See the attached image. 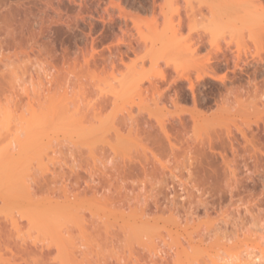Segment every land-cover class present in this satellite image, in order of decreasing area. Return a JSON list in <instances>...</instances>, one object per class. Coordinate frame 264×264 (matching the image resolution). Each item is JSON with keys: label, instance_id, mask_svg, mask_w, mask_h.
Instances as JSON below:
<instances>
[{"label": "rangeland", "instance_id": "374dc122", "mask_svg": "<svg viewBox=\"0 0 264 264\" xmlns=\"http://www.w3.org/2000/svg\"><path fill=\"white\" fill-rule=\"evenodd\" d=\"M225 2L227 0H0V72L5 71L8 80L11 70L14 74L11 75L18 80L14 84L0 81V110L3 112L0 113V155L1 150H6L16 158L10 160L13 164H6V170L4 163L8 159L0 165L4 168L0 171L3 181L0 183V264H212L215 259L221 264L222 257H228V264H237L246 250L258 253L264 249V62L262 67L258 65L261 69L257 67L256 79L250 67L249 78L238 72L239 69L234 71L238 77L223 69L217 70L216 75L225 74L224 83L209 77L197 82L196 71L188 69L193 58L185 57L191 56L190 53H194L195 58L211 55L215 52L209 46L211 39H217L221 47L226 46L233 28H224L228 23L223 18H220L223 23L216 19L213 22L208 10L210 5L226 6ZM189 9H198L203 18L199 14L196 23L189 24L185 16ZM203 15L210 17L204 19ZM152 17L155 20H151ZM249 22L244 23V29ZM194 23L195 29L190 31ZM237 24L239 27L240 22ZM206 26L209 31L204 30ZM236 26H233L237 31L234 33L252 49L254 45L250 37H246L250 33L242 26V31L237 30ZM182 38L189 40L188 50L185 47L182 50ZM229 46L232 47L227 52L231 55L236 51L235 44ZM252 53H255L253 49ZM89 54L94 55L96 64L85 65L84 56ZM260 54L264 58V53ZM110 56L116 64L113 67L109 63ZM102 57H110L105 66ZM187 70L195 85L197 109L193 107L188 81L177 77ZM45 75L53 78L48 85L50 94L66 91L70 99L83 90L85 102L98 98L110 102L100 111L98 120L81 133V130L75 133L50 128L41 130L46 133L43 135L35 129L42 133L41 140L34 131L37 137H33V132L32 137H27L17 126L19 120L38 113L40 106L36 101L29 103L19 88L31 91L37 76ZM53 80L59 81L58 85ZM217 90L221 94L225 92L226 96L222 97ZM157 92L161 93L160 98ZM69 108L70 116L75 115L73 107ZM127 115L130 121L139 120L138 123L131 121L134 127L130 126V133L123 121ZM179 117L183 126L179 125ZM161 119H165L171 141L178 149L172 157L174 154L163 140L164 150L153 147L158 153L156 162L149 153L145 159L139 138H142L141 143L147 142L144 136L150 128L146 129L147 124L141 123L145 120L152 123L151 131L162 138L155 121ZM256 119L258 124H254ZM115 128L119 129L123 141L113 138ZM242 131L248 139L255 140L256 147L246 144L240 134ZM186 151L188 159L184 156ZM63 160L99 170L119 168L122 175H128L121 196L113 195L119 201L110 207L79 197L70 211L55 210L56 213H49L48 220L44 219L42 206L30 208L25 204L27 184L22 183L33 185L42 177L50 180L52 171H60L58 165L63 164ZM160 163L165 165V175ZM71 181L73 179L66 181L64 177H56V191L48 197L62 201L57 188L66 184L71 189ZM45 195L41 189L35 191V197ZM142 208H145L144 216ZM11 219L19 223L16 229L10 225ZM93 225L116 233L113 241H102L100 246L88 250L81 247L85 252L75 257H66L64 251L58 252L54 247L47 260H21L12 256L25 250L37 252L41 243L58 231L70 229L77 235L78 227L87 229ZM189 241L193 248H199L194 258L189 254L192 252ZM182 248L189 255L186 261ZM177 250L180 253L176 255Z\"/></svg>", "mask_w": 264, "mask_h": 264}, {"label": "bare ground", "instance_id": "6f19581e", "mask_svg": "<svg viewBox=\"0 0 264 264\" xmlns=\"http://www.w3.org/2000/svg\"><path fill=\"white\" fill-rule=\"evenodd\" d=\"M209 7H208V10L210 9L209 10V15L212 16L213 22H215V19H216V22L219 21V23H220L221 19L223 18V20L225 19L224 22L226 21V23H228V24H227V26L224 24L225 27L221 24L222 28L223 27L226 28L228 26H232V28L234 30L232 29V31H231L230 30L231 28H229V30H230L229 32H231V34H230V37H229L230 39L229 40L227 39L225 41V45L226 46H222L221 47L220 44H218L217 39L209 40L210 48L212 46L214 48V51H215L211 55L208 53V54H206V56L204 55V57H199V58L196 57L195 58L193 56L194 53H190L191 56H188L189 54H187L185 56L186 58H188V57L193 58L192 61L190 62V64L188 65V67H189L188 69L191 68V69L196 71V76L195 77L197 79V82L200 81V80H203L206 77H209V78H211L213 80H219L220 82L224 83L225 82V78H226L225 74L216 75L217 70H223V69L227 70V72L228 71H230V72L232 71L233 74H236L237 71H236V73H234V71L236 69L237 70L239 69L238 72L241 71V72L245 73L247 75V77L249 78V73H248L247 70L250 67L253 69L252 70V76H253L254 79H256L255 75L257 74L258 69L259 68L261 69L262 64H263L262 62H264V58L262 56H260L261 52L264 53V0H227L226 6H221L220 4L219 5L216 4L213 7H212V5H210ZM191 9H189L190 11L188 10L190 13H188V11H187L186 14H185L187 19L189 20L188 21L189 24L191 22H193V21L195 22L197 20L195 18H197V17H199V16H201L203 14V13H200V11L198 10L199 8L196 10L198 13L194 9L193 10H191ZM197 15H199V16H197ZM209 15H206V18L203 15L204 19L209 18L210 17ZM253 18L255 19V21L253 20ZM150 19L151 20L152 19L155 20V18H153V17L150 18ZM245 19H246V22H248V20L250 21L249 23H251L253 25L252 26L253 29H252V27L250 29L251 24H249V23H247V25L249 24V27L246 25V29H244L245 28L244 23H246V22H244ZM250 19H252L254 24L252 23V21ZM223 20L221 21V23H223ZM239 22H240V26L243 27V25H244L243 29L245 31L247 30L246 31L247 33H250V36H248L249 34H247L246 37H250L249 39L251 40V42L254 45V47H252V49H253V51L255 53H252V49L248 48L249 46L247 47V44H246L247 42L245 43V41L242 38H239L238 35L236 33H234V32H237L236 28L233 27L235 25H237L236 26L238 28L237 30H240V31L243 30L242 27H240V26H239L240 28L238 27L237 23H239ZM241 22L243 23V25H242ZM255 22H257V23H255ZM195 23L191 26L192 28H189V30L191 29L190 31H194L193 29H195V28H193V26L194 25L196 26ZM219 23H218V26H219ZM206 29H207V26L204 28V30L205 31H209V30H206ZM231 35H234V36L231 37ZM244 35H246V34H244ZM180 41H181V44L183 45L182 46L179 43V46L180 47L182 46L181 48H183L182 50H184V47H185L186 50H188L189 49L188 47H190V46L188 45L187 41H189V40H186L185 38L184 39L182 38V40L180 39ZM121 42H123V41H121ZM230 44H235V49L234 50H236L235 53H233L231 55H229L228 52H227V50L228 49L230 50L231 47H232V46L231 47L229 46ZM233 47H234V45H233ZM191 49L192 48H190V51L193 52V50H191ZM249 49L251 50V53H248V52H250ZM189 52H187V53H189ZM184 53H186V51ZM247 53H248V55L250 54L251 56L248 57ZM89 56H90V54H89ZM89 56L88 57L84 56L85 58H87L84 61L86 63L85 65L89 66L91 62L93 64H96L97 61L93 57L94 55L91 54V56L90 57ZM105 58H107V57H105ZM105 58L104 57L101 58V59H103V61L101 60L103 62L102 63L103 65H104L105 62H106L105 65H107L108 64L107 62L109 60H110L109 63H111L112 67L114 65H116V64H114L115 61L113 60L112 57H111L112 60L107 58V61L105 60ZM186 61H188V60H186ZM3 64L6 65V62H3ZM260 64H261V67H259ZM257 67H259V68H257ZM10 71L11 70H9L8 74L11 77L9 76L8 80L5 79V74H4L5 71L4 72L1 71L0 72V77H1L0 81H2V82L3 81H7L10 84H14L15 80L18 81L16 79L17 76L15 75L16 78L14 76H12L14 74L12 73V71L11 72ZM23 74H24V72H23ZM161 74L162 73L160 72V75ZM232 76L238 77L237 74L236 75H232ZM37 77H38V80L36 82L34 81L33 84L35 85V87H33L31 89V91H29L28 88H26V87H22L21 86L22 88H19V89L23 90L22 92H24L26 94L29 103H32V102L36 101L38 103V105L40 106V111L38 113H36L34 115H31L29 118L22 117L19 120V124L18 125L15 124V128L19 127L21 130H24L27 133V134H25L27 137H32V132L33 131L38 133V131H35V129L40 130V131L42 130L44 132L45 129H50V128H54L55 129L56 128V130H60L61 128H64V129H67V131L70 130V132H75L76 130H81L80 132L78 131L79 133H81L82 130L85 131V129L88 128L89 125H90L89 127H91L93 122L98 120L100 111L104 107H106L107 104H109V102H110L107 99L103 100L104 98H98L97 100L95 99L93 101L85 102V97H84V95H82V94H85V91H83V90L80 91V93L79 92L78 93H74L73 94L74 97H72L70 99H68L66 91H63L62 94H58V95H56L55 93L54 94H50V88L48 87V85H50L52 83V79L53 78L52 79L51 78H47V75H45L44 77L43 76H37ZM177 77L188 81V86L187 87H188V89L191 92L192 103L193 104L196 103V101H195L196 100V98H195L196 95H194V93H195L194 92L195 91V85H194L191 77L188 74V70L184 71V72H181V73H178ZM253 78H252L251 82L253 81ZM13 79H14V81H13ZM19 81H20V79H19ZM53 81L54 82L56 81V85H58L59 81H57V80H53ZM249 81L250 80L247 81L248 84L251 83V82L249 83ZM2 82H0V88L2 87ZM64 82L65 81L62 82L63 86L65 84ZM238 86L240 87V85H238ZM13 87L16 88L17 86L15 87L13 85ZM242 87H240V88H242ZM155 89H156V87H155ZM227 89H229V90H227V92L228 91L230 92V88H227ZM220 91H221V89H220ZM220 91H218V93ZM224 93L225 92H223L222 94L219 93V95H221L222 97H225L226 95ZM160 94L161 93H158L157 97L160 98V96H159ZM17 95L18 94L16 93L15 96H17ZM77 96H79V97H77ZM221 96H219V97H221ZM73 98H75V99H73ZM79 98L80 99L84 98V99L80 100ZM154 100H156V98ZM83 101L85 102V104H84ZM173 102H174V104H176V101H173ZM154 103H157V102H154ZM71 106L73 107L74 114H75V115H72V116H70V114L67 112V111L70 110L69 107H71ZM193 107L195 109H197L196 105L193 106ZM66 112L69 115H66L67 114ZM0 113L2 114L3 112L0 110ZM197 113H199V112H197ZM178 119H179V122H180L179 125L183 126L182 125V123H183L182 119H180V117ZM127 120L129 121L130 124L127 122ZM161 120H155V121H156V125H157V127H158V129H159V131H160V133L162 135V138H159V136H156L153 133L154 132L153 129L151 131V128L153 127V125H152L151 122L146 121V120L144 122H141V123H143L145 125L147 124L146 125V129L150 128V131L147 130L148 134L147 135L145 134L146 137L144 136V138L147 140V142L146 143H141L142 142L141 141L142 138H139L140 139L139 142H140L141 148L143 150V155H144V157H146L145 159H148L147 153H149L150 156L153 159L156 160V162L159 161L158 158H156L158 153L154 152L153 147L156 146V147H158L160 149L162 148L161 150H164L165 149L164 147H166V145H165V143H163L164 142L163 140H165V142L168 144L167 146H168L169 150L171 151V154H174L175 153L174 151L178 149L177 147H175V144L171 141V134H170V131H168V129L166 127L165 119H161ZM123 121H126L128 123L127 124L126 122H124L125 123L124 125H126V127H128V132L130 133V126H131V124H133V123H131V121H133L134 123H138L139 120L138 121L137 120H131L130 121L129 115H127V116L123 117ZM123 121H120L121 124H122ZM259 121H261V120H259ZM254 122H255L254 124H258L257 123L258 119H256ZM247 125H249V124H247ZM131 127H134V126L132 125ZM147 127H149V128H147ZM248 127L250 128V126H248ZM57 128H60V129H57ZM64 129H62V130H64ZM64 131H66V130H64ZM243 131H245V130H243ZM243 131L240 134H242L241 136L244 139V141L246 142V144L249 143V145L251 144V146H253V147L255 146L256 147V145H255L256 143L254 144L255 140H253V139L251 140V138L248 139L246 137V135H245V132H243ZM34 132H33V137L34 136L37 137L38 134H39L38 138L41 137L42 133H43L42 132V133H38V134L35 135ZM75 133H77V131ZM30 134H31V136H29ZM44 134H46V133H43V135ZM114 135L115 136H113V138L115 140L116 139H117V141L118 140L119 141H121V140L123 141L124 140V138L121 139L123 136L119 132L118 128L114 129ZM227 136H228V134H227ZM127 137L125 139H127ZM172 138H173V136H172ZM220 138L222 140V137H220ZM220 138H219V140H220ZM230 138L231 137H229V139ZM25 139H27V138H25ZM221 140H220V142H221ZM227 140H228V138H227ZM18 141L20 142L22 140H18ZM32 141H33V139H32ZM37 142H38V140H37ZM231 142H232V140H231ZM107 143H108L109 146H113L112 144L109 143V141H107ZM148 144H150L151 146L148 145ZM231 145H232V143H231ZM231 147H233V146H231ZM158 148H156V149L158 150ZM209 149L211 150V147ZM5 151L1 150V155H2V152H3L4 156L0 155V165L3 164L2 161L5 162V160L8 159V161L6 160V162L4 163L5 164V170H6V168H7L6 164H8V166H9V163L13 164V162H11L10 160H14L16 158L15 157H11V155H9V152H5ZM187 151H186V155H184L186 158L189 157L187 155L188 154ZM260 153H262V152H260ZM7 154H8V156H7ZM9 156H10V158H9ZM173 156H175V154L172 155V157ZM201 156H202V154H201ZM100 157L102 158V156H99V158ZM221 157H223V156H221ZM99 158L97 157L98 160H101ZM187 159L185 161H187ZM223 160H224V158H223ZM16 161L17 160H15V162ZM11 164H10V166H11ZM160 165L162 166L161 167V169H162L161 171L164 174L165 172H163V170L165 169V165L162 164V163H160ZM58 167L61 168L60 171L59 172H53L52 171V173H51L52 178L50 180H47L46 179L47 177H42L41 179L35 181L33 185H31L29 183H26V181H24L23 183H22L23 180L21 181V183L23 185L27 184V185H25L26 187L23 186V187H25V190L27 192V194L25 192H23V193L26 194V195L24 194L26 196V198L24 200L25 204L28 207H30V208L31 207L42 206V211H44V213L46 214L43 217H44V219H47V220L49 218V213L52 214V213L55 212V210H59V209H63L64 210L65 209L66 211L67 210L70 211V209L73 207L74 201L77 200L79 197H84L88 201H94V202L99 203L101 205H106V204L108 205L109 204L110 207H111V205H115V202L119 201L118 198L114 197V196L120 195V193H122L121 190L124 191L126 189V180L128 179V175H126V177L124 176L125 174L123 173V171L125 170V168H124V170H122V173H123V175H122L120 173V169L119 168L111 167V168L106 169V170H103V169L99 170L97 168H91V167L88 168L87 166L84 167L80 163L76 164V163L72 162V163L68 164V162H66V160L61 165L59 163ZM65 168L67 170H65ZM144 168L142 166V171H143V173L146 174V171H145ZM3 169L4 168L2 167L0 171L2 172ZM121 169H123V168H121ZM186 169H187V172L190 175L191 172H190V170L188 171L189 167H187ZM1 172H0V174H1ZM128 172H130V171L127 170L126 173H128ZM83 174L86 175V177H84ZM163 174H161V175H163ZM56 177H59V178H62V179L64 177L66 181L67 180L70 181L71 179H73V181H71V183H70L71 189H69L66 186V184H64L63 187H58L57 188V190L60 189L59 190L61 192L60 195L63 198L62 201L53 200L52 197H48V194L53 193V192L56 191V187L54 186V183L56 182ZM0 179H1L0 183H2L3 182L2 178L0 177ZM40 189L43 190V192L46 195L43 196L42 198L35 197V191L40 190ZM100 190H103V191L100 192ZM23 191H24V189H23ZM60 195L58 197H60ZM116 198H117V200H116ZM144 199L145 198L141 199V200H143L142 201L143 203L145 201ZM137 201H140V198L137 199ZM156 201L154 202L155 204H156ZM155 204H154V206H155ZM157 204H158V202H157ZM157 207L159 208V205ZM157 207L155 206V208H157ZM142 209H141V212H142L141 214L144 216L145 213L143 211L145 210V208H142ZM41 221H43V220H41ZM143 222H146V219H144ZM10 225L12 226L13 229H16L18 227L19 223L15 219H11ZM85 229L82 228V227H78L77 235H74L72 233V231H70V229H69V231L67 229H65L64 232L62 231V233H60V231H58L59 233H57V234L54 233V235H53L54 237H52L50 235L47 238L46 242H42L41 245L39 246V249H38L37 252H32L31 253V252H27V250L24 249L26 252L25 251L17 252L15 254L12 253V256L14 258L17 257V258H19L21 260H27V259L47 260V259L51 258L49 254L51 252L52 247H54L58 252L64 251L63 253L66 255V257H68V256L75 257L77 255V253H80V254L84 253L85 252L84 249L88 250V249L94 248L95 246H100L102 241L105 242V243L112 242L113 238L116 235V233L110 232L109 230H107L105 228L103 230H101V228L96 226V225H93L91 228L87 227L86 230ZM0 230H1V228H0ZM167 231H168V233H170L169 232L170 229L167 230ZM199 240L201 242L202 239H199ZM217 240H220V238L217 239ZM190 243L191 242L189 241V244ZM192 244H193V242H192ZM192 246L193 245L190 244L192 252H190V253L188 252V253L194 258L195 252H197L199 250V248L198 247L197 248L194 247L195 248L194 249ZM81 247H83L84 249H81ZM183 250H184V248L181 249L182 253H183ZM89 251H91V250H89ZM178 252L179 251L177 250L176 255H177ZM185 253H186V255H184L183 260L185 259V261H186V259L189 258L188 257L189 255L187 256V252H185V250H184L183 254H185ZM191 253H193V254H191ZM183 254H182V256H183ZM179 255L180 254H178V256ZM185 256H186V258H185ZM191 256H190V258H191ZM241 257H243V256H241ZM225 258L222 257V259H223L222 261L223 262L221 264H228V262H229V261H227L228 257L226 259ZM215 260H212V264H217L218 260H216L217 262H215ZM181 264H183V263H181ZM218 264H220V263L218 262ZM237 264H264V249L263 250L261 249L258 253L256 251H252V249L251 250L250 249L246 250V254H245L244 258H241L240 262L238 261Z\"/></svg>", "mask_w": 264, "mask_h": 264}]
</instances>
